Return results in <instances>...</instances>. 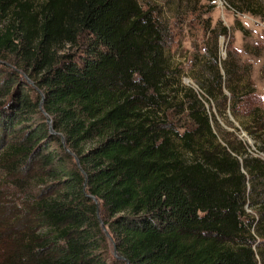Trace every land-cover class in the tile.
<instances>
[{
    "label": "trees",
    "instance_id": "1",
    "mask_svg": "<svg viewBox=\"0 0 264 264\" xmlns=\"http://www.w3.org/2000/svg\"><path fill=\"white\" fill-rule=\"evenodd\" d=\"M182 1L0 0V163L41 185L0 264H264V158L236 132L264 153V107L220 61L226 26L183 82L161 13Z\"/></svg>",
    "mask_w": 264,
    "mask_h": 264
},
{
    "label": "rangeland",
    "instance_id": "2",
    "mask_svg": "<svg viewBox=\"0 0 264 264\" xmlns=\"http://www.w3.org/2000/svg\"><path fill=\"white\" fill-rule=\"evenodd\" d=\"M139 1L145 5L160 3V0ZM259 1L261 2L258 3L264 5V0ZM258 3L253 6L256 11ZM161 13L171 24L173 57L184 70L183 82L186 85L197 88L193 75L204 73V67L202 69L192 63L195 60V63L198 60L205 61L202 55L205 53L209 36L212 35L207 30L208 25L211 24V28L226 26L227 34H220L217 39L220 61L227 58L229 51L234 53L231 61L239 68L241 86L244 84L246 66H251L252 81L256 88V95L252 100L264 107V15L236 13L225 0H183L179 7L173 3L171 6H165ZM239 23L243 25V30L239 28L241 27ZM212 48L214 49L213 45ZM207 60L213 61L210 57ZM220 69L224 73L222 66ZM223 93L230 96V92L225 87ZM207 106L209 112L215 113L220 125L226 130H234L229 121L240 127L229 109L225 110L224 118L216 107ZM236 132L246 144L248 152L264 158V153L257 151L254 140L245 130L240 129ZM11 175H15L12 169L0 163V258H3L5 251L14 247L12 235L14 231H18V228L13 223L18 217H23L22 207H25L23 201L30 193H36L41 186L37 184L38 181L32 180H25L21 186L17 185Z\"/></svg>",
    "mask_w": 264,
    "mask_h": 264
},
{
    "label": "water",
    "instance_id": "3",
    "mask_svg": "<svg viewBox=\"0 0 264 264\" xmlns=\"http://www.w3.org/2000/svg\"><path fill=\"white\" fill-rule=\"evenodd\" d=\"M29 82L32 83L31 80H29ZM44 113H45V112H44ZM45 114H46V113H45ZM48 121L51 123V120H50V119H48ZM50 129H51V132H52V133H55V131L53 130L52 125L50 126ZM76 161H77V163H79V159H78L77 157H76ZM101 225H102L103 230H104V232L106 233L107 237H109V238L111 239V234H110V232H109L107 226L105 225V223H104L103 221H101ZM113 253H114V255H115L116 257L123 259L122 256H118V251H117V249H116V245H115V244H114V246H113Z\"/></svg>",
    "mask_w": 264,
    "mask_h": 264
}]
</instances>
